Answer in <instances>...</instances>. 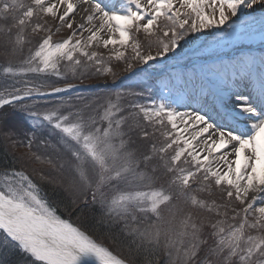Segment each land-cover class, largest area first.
<instances>
[{
  "label": "snow or ice",
  "instance_id": "1",
  "mask_svg": "<svg viewBox=\"0 0 264 264\" xmlns=\"http://www.w3.org/2000/svg\"><path fill=\"white\" fill-rule=\"evenodd\" d=\"M0 148V264H264V0H0Z\"/></svg>",
  "mask_w": 264,
  "mask_h": 264
},
{
  "label": "rangeland",
  "instance_id": "2",
  "mask_svg": "<svg viewBox=\"0 0 264 264\" xmlns=\"http://www.w3.org/2000/svg\"><path fill=\"white\" fill-rule=\"evenodd\" d=\"M105 2L112 4L116 8H119L121 6V4L124 2V0H105ZM67 34H68L67 31L65 29H62L61 33L59 35L66 36ZM138 38L141 40L142 43L144 42L145 37H144L143 33H141ZM209 39H211V38H209ZM182 62L188 63V61H182ZM112 67H113V70L115 72H117L121 75L124 74L123 73V69H124L123 63L113 60L112 61ZM155 68H156V70H155V72L152 73L151 78H146V77L140 76V77H134L133 80L134 81L147 80V83L144 85L145 87H152L154 92L160 93L162 95H166V93H163V91L159 88L158 83L155 80V77L157 76V74L161 70L160 66L157 65V66H155ZM169 70H171V68H169ZM84 83L85 84H96L97 81L96 80H88V81H85ZM107 83H109V84L112 83L111 77L107 78ZM125 83H128V82L126 81ZM102 89H103V81L100 82V88L93 89V91L98 92V91H101ZM181 110H183V109H181ZM18 151L22 152V151H26V149L20 148V149H18ZM37 167H39V165H37Z\"/></svg>",
  "mask_w": 264,
  "mask_h": 264
},
{
  "label": "trees",
  "instance_id": "3",
  "mask_svg": "<svg viewBox=\"0 0 264 264\" xmlns=\"http://www.w3.org/2000/svg\"><path fill=\"white\" fill-rule=\"evenodd\" d=\"M4 156H3V150L0 148V163L3 162Z\"/></svg>",
  "mask_w": 264,
  "mask_h": 264
}]
</instances>
